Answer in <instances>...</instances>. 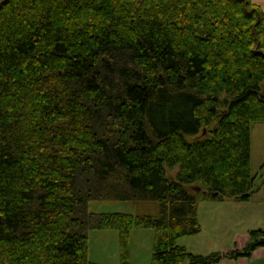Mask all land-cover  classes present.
<instances>
[{
	"label": "trees",
	"instance_id": "trees-1",
	"mask_svg": "<svg viewBox=\"0 0 264 264\" xmlns=\"http://www.w3.org/2000/svg\"><path fill=\"white\" fill-rule=\"evenodd\" d=\"M263 89L253 0H0V264H100L91 230L118 231L130 264L133 228L155 231L151 264L250 258L263 229L207 256L178 239L200 200L252 196Z\"/></svg>",
	"mask_w": 264,
	"mask_h": 264
},
{
	"label": "rangeland",
	"instance_id": "rangeland-1",
	"mask_svg": "<svg viewBox=\"0 0 264 264\" xmlns=\"http://www.w3.org/2000/svg\"><path fill=\"white\" fill-rule=\"evenodd\" d=\"M264 91V89H263ZM251 169L256 175L253 194L248 200L234 198L202 199L198 203L201 231L195 236H184L178 244L196 255L214 252L228 253L245 247L253 230H264V122L251 125ZM178 168L175 169L177 171ZM174 174V170L169 171ZM193 184L195 193L207 192ZM201 186V185H200ZM89 211L94 213L144 212L129 202L90 201ZM155 231L150 228H133L130 232V264H151ZM89 260L100 264H122L119 233L116 230L89 231ZM261 249V250H260ZM256 252V251H255ZM250 258L223 259L216 264H264V247Z\"/></svg>",
	"mask_w": 264,
	"mask_h": 264
},
{
	"label": "crops",
	"instance_id": "crops-1",
	"mask_svg": "<svg viewBox=\"0 0 264 264\" xmlns=\"http://www.w3.org/2000/svg\"><path fill=\"white\" fill-rule=\"evenodd\" d=\"M253 3H255L258 6H260L262 8V10L264 11V0H253ZM256 252H258V250Z\"/></svg>",
	"mask_w": 264,
	"mask_h": 264
},
{
	"label": "water",
	"instance_id": "water-1",
	"mask_svg": "<svg viewBox=\"0 0 264 264\" xmlns=\"http://www.w3.org/2000/svg\"><path fill=\"white\" fill-rule=\"evenodd\" d=\"M213 195L215 196V195H217V193H214Z\"/></svg>",
	"mask_w": 264,
	"mask_h": 264
}]
</instances>
